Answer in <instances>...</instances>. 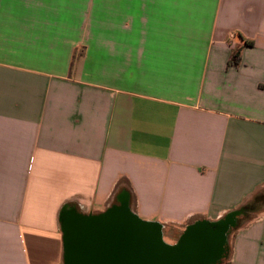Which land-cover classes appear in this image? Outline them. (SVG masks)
Masks as SVG:
<instances>
[{"label": "crops", "instance_id": "obj_1", "mask_svg": "<svg viewBox=\"0 0 264 264\" xmlns=\"http://www.w3.org/2000/svg\"><path fill=\"white\" fill-rule=\"evenodd\" d=\"M122 204L170 246L248 213L227 264H264V0H0V264Z\"/></svg>", "mask_w": 264, "mask_h": 264}, {"label": "water", "instance_id": "obj_2", "mask_svg": "<svg viewBox=\"0 0 264 264\" xmlns=\"http://www.w3.org/2000/svg\"><path fill=\"white\" fill-rule=\"evenodd\" d=\"M235 219L197 224L166 246L161 227L141 222L125 204L95 217L65 211V264H218Z\"/></svg>", "mask_w": 264, "mask_h": 264}, {"label": "trees", "instance_id": "obj_3", "mask_svg": "<svg viewBox=\"0 0 264 264\" xmlns=\"http://www.w3.org/2000/svg\"><path fill=\"white\" fill-rule=\"evenodd\" d=\"M246 45H248L247 43H246ZM238 61H239V59H238V51L237 52H235L234 54H233V56L231 57V59L229 60V62H228V66H237V64H238ZM113 208H115V206L114 207H111V208H109L107 211H109V210H111V209H113ZM64 208L61 210V212H60V221H61V223L63 224V221H62V218H63V213H64ZM106 211V212H107ZM231 214H235L236 215V219H235V228L238 226V224L240 223V221H241V219L244 217V216H246L248 213H230V214H228V215H226L223 219H225L226 217H228L229 215H231ZM223 219H221V220H223ZM221 220H219V221H221ZM142 222V221H141ZM143 223H145V222H143ZM201 223H209V222H206V221H203V222H198V223H196V224H194V225H192V226H195V225H197V224H201ZM213 223V222H212ZM145 224H147V225H155V224H152V223H145ZM192 226H190V227H192ZM190 227H188L187 229H189ZM185 232H186V230H185ZM184 232V233H185ZM184 233H183V235H184ZM182 235V236H183ZM181 236V237H182ZM181 239V238H180ZM163 244H164V242H163ZM164 245H166V244H164ZM166 246H168V245H166ZM228 250H226V253H225V255H224V257H223V259L218 263V264H227L228 263Z\"/></svg>", "mask_w": 264, "mask_h": 264}, {"label": "rangeland", "instance_id": "obj_4", "mask_svg": "<svg viewBox=\"0 0 264 264\" xmlns=\"http://www.w3.org/2000/svg\"><path fill=\"white\" fill-rule=\"evenodd\" d=\"M162 240H163L164 244H166L168 246H170L169 244L173 242V239L169 233H164Z\"/></svg>", "mask_w": 264, "mask_h": 264}, {"label": "built area", "instance_id": "obj_5", "mask_svg": "<svg viewBox=\"0 0 264 264\" xmlns=\"http://www.w3.org/2000/svg\"><path fill=\"white\" fill-rule=\"evenodd\" d=\"M230 38H231V39L235 38V35H234V34H231V35H230Z\"/></svg>", "mask_w": 264, "mask_h": 264}, {"label": "flooded vegetation", "instance_id": "obj_6", "mask_svg": "<svg viewBox=\"0 0 264 264\" xmlns=\"http://www.w3.org/2000/svg\"><path fill=\"white\" fill-rule=\"evenodd\" d=\"M67 212H70V213H75V211L74 210H68Z\"/></svg>", "mask_w": 264, "mask_h": 264}]
</instances>
